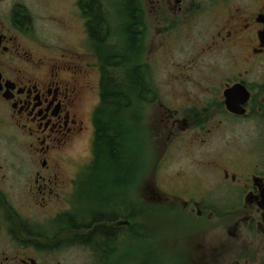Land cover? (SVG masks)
I'll return each instance as SVG.
<instances>
[{
	"label": "flooded vegetation",
	"instance_id": "flooded-vegetation-1",
	"mask_svg": "<svg viewBox=\"0 0 264 264\" xmlns=\"http://www.w3.org/2000/svg\"><path fill=\"white\" fill-rule=\"evenodd\" d=\"M46 2L0 0V264H66L70 251L89 264H132L138 248L141 264H264V0H148L149 13L143 4L146 56L153 27L157 50L176 65L224 68L219 92L201 87L166 108L167 134L175 150L188 147L191 169L166 174L170 190L150 187L142 171L135 216L130 170L113 194L102 185L87 196L99 210L80 214L87 171L70 170L72 149L85 140L92 152L100 72L95 55L80 52L89 45L80 0L65 14L42 10ZM198 14L211 26L190 42ZM173 33L190 45L185 56H172ZM235 84L247 90L231 94L242 114L226 104Z\"/></svg>",
	"mask_w": 264,
	"mask_h": 264
},
{
	"label": "rangeland",
	"instance_id": "rangeland-1",
	"mask_svg": "<svg viewBox=\"0 0 264 264\" xmlns=\"http://www.w3.org/2000/svg\"><path fill=\"white\" fill-rule=\"evenodd\" d=\"M104 2L105 8H107L105 9L107 11V17H109L111 21L117 19L118 26V21L120 20L118 17L119 15L115 8H112L107 2H111L112 4L116 3V5H118L117 2H119V0H104ZM68 3L69 0H47L45 6L41 9L54 14H65L68 9ZM143 4L145 11L149 13L148 0H143ZM111 13L113 19L110 17ZM199 15L200 14L197 15L192 24L195 26V32L190 34V42L199 43L201 40L200 37L203 36L211 26V23L204 24L202 20L203 17ZM81 18L84 22L82 15L80 21ZM148 22L151 25L150 20ZM113 24L115 25L114 21ZM181 24L182 23L176 20V27L181 26ZM175 31L177 34L179 30L176 29ZM176 34L173 33V35H169V39H165L167 44L171 47H180L179 52H176L175 55L173 53L172 56L174 58L185 56L190 46L187 43L180 44L178 37H175ZM161 38L162 36H156L152 27L147 39L148 54L144 57L143 61L149 64L150 78L152 79V83L157 89V92H149L145 96L147 107L139 113L140 119L136 123L137 126L141 127H138L137 129L138 136H129L130 140L125 142L126 146L123 148L120 156L117 155L111 157V155L108 154L96 166L90 164L92 161V152L87 141L85 142L84 140L72 149L73 160L70 164V170L82 169L87 171L82 177V187L79 188L80 214L83 209H89L90 211L92 209L99 210L102 205L100 203L95 204L93 202L95 198L87 196H90L92 191L96 190L98 187H102V185V191H105L106 195L113 194L115 181L117 183L125 182L127 170L131 171L130 174L135 183L133 188L134 200L136 195V203L133 213L135 216V211L137 209L140 210L141 191L145 190L146 185L145 182L141 184L142 176H140V174L142 171L147 169L146 177L148 178L150 187L152 186L153 188V184L158 187L162 182L165 185V189L170 190L171 186L174 185V180L171 177L166 178V174H170L173 177L178 169H191L189 163H187L188 157L186 151L188 147L186 146V151L184 152L177 151L173 148V137L172 135L167 134L169 128L165 127V120L168 119V117L164 115L165 110L166 108L174 107L176 104V98L184 95L186 92H199L201 91V87L202 89L211 92H219V90L222 89L221 82L223 81L221 80L219 69H221V67L224 68V65L223 63H220V60L217 61V65L214 63V60H209L200 65L197 63L194 65L187 64L186 66H178L176 65L178 63L170 61L171 55H162L160 54V51L157 50L156 45ZM80 52H91V48H89L88 45L84 47L80 46ZM97 62V60H94V66L99 70ZM181 67H184L183 70H181ZM174 68H178L177 74L180 76L179 74L182 73V78L174 75ZM200 69H205L204 73H202ZM121 73V70L116 71L118 76H121ZM160 104L165 106V109H163ZM93 170H95L96 173ZM97 171L98 175H96ZM163 176L165 177L164 181ZM105 179L110 180L112 187L102 183ZM140 186L141 188H139ZM117 191L119 195L120 190ZM155 192H150V195L152 196ZM129 252V259H132V264L134 263V260L137 264H141L140 248H138L137 251L132 249ZM125 258L126 257H118L117 260ZM65 259L66 264H89L87 255L82 251H80V253L70 251ZM91 264L93 263L91 262Z\"/></svg>",
	"mask_w": 264,
	"mask_h": 264
},
{
	"label": "trees",
	"instance_id": "trees-1",
	"mask_svg": "<svg viewBox=\"0 0 264 264\" xmlns=\"http://www.w3.org/2000/svg\"><path fill=\"white\" fill-rule=\"evenodd\" d=\"M107 3L119 15L118 26L117 19L113 20L115 26L107 17L104 0H80L88 47L98 61L100 72L92 166L98 165L108 154L120 156L129 136H138L136 123L139 113L147 107L145 96L157 92L150 78L149 64L143 61L147 27L142 0H119L118 5ZM117 70H121V76L116 74ZM151 210L152 213L149 208V215H155L156 209Z\"/></svg>",
	"mask_w": 264,
	"mask_h": 264
},
{
	"label": "water",
	"instance_id": "water-1",
	"mask_svg": "<svg viewBox=\"0 0 264 264\" xmlns=\"http://www.w3.org/2000/svg\"><path fill=\"white\" fill-rule=\"evenodd\" d=\"M233 92H247V90L240 84H235L224 90V94L226 96V104L229 110L242 114L244 111L238 107V104L234 103L231 99V94ZM247 97V96H246Z\"/></svg>",
	"mask_w": 264,
	"mask_h": 264
}]
</instances>
